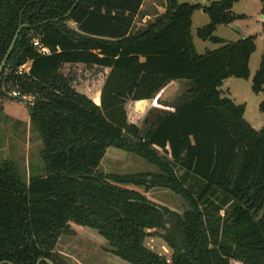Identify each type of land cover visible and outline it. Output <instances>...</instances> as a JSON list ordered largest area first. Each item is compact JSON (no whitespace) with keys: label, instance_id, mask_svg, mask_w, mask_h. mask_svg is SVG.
I'll list each match as a JSON object with an SVG mask.
<instances>
[{"label":"trees","instance_id":"trees-1","mask_svg":"<svg viewBox=\"0 0 264 264\" xmlns=\"http://www.w3.org/2000/svg\"><path fill=\"white\" fill-rule=\"evenodd\" d=\"M77 1L0 0V66L19 27L30 26L2 73L0 96L32 98L30 121L45 163V174L28 182L0 164V263L66 264L54 250L75 223L98 231L130 264H170L144 244L155 229L165 230L171 264H264V128L255 130L246 107L222 91L230 78L249 79L256 38L227 42L214 35L244 18L233 12L241 0L209 6L166 0L165 15L139 31L145 0H81L72 11ZM199 10L210 18L199 38L221 45L203 55L191 32ZM35 40L51 54L41 55ZM28 62L30 73L19 75ZM66 66L110 69L98 103L73 86ZM181 82L191 87L179 103L160 109L164 94ZM252 89L264 94V52ZM157 96L143 129L129 122L128 102ZM111 148L140 156L160 174L149 181L99 173ZM123 185L169 188L189 210L180 217Z\"/></svg>","mask_w":264,"mask_h":264},{"label":"rangeland","instance_id":"rangeland-1","mask_svg":"<svg viewBox=\"0 0 264 264\" xmlns=\"http://www.w3.org/2000/svg\"><path fill=\"white\" fill-rule=\"evenodd\" d=\"M219 0H181V3L191 5L200 4L209 6ZM263 5L260 0H241L233 7L238 19L231 26H219L215 36L227 42H237L242 37L254 36L256 38V51L250 58V77L248 80L230 78L223 84L222 91L237 105L246 107L245 119L251 126L260 131L264 127V115L260 111V104L264 100L263 93H255L252 89V80L259 70L264 52V20L262 16ZM167 12L166 0H145L140 17L137 19L134 30L139 31L148 24L158 20ZM210 23V18L202 10L196 11L192 18L193 42L198 54L220 48L211 41H203L198 36V30ZM71 29L77 30L74 23H69ZM64 73L73 79V86L81 93L96 101H100L104 80L108 73L105 69L85 66H66ZM191 87L187 82L173 84L167 94H164L160 109L168 110L165 105L173 106L179 103L181 96ZM32 101V98H27ZM156 99L139 103L130 101L126 105L128 119L132 124L144 128V122L150 110L158 105ZM30 102L21 103L9 97L0 96V164H9L20 176L28 182L31 177L45 174V163L41 158L43 144L39 134L32 127L30 121ZM159 108V107H158ZM160 156H164L158 151ZM99 173L105 175H144L145 179L152 180L160 174V170L145 159L135 154L127 153L115 148L108 150ZM180 173L179 175H181ZM123 188L135 190L151 202L165 207L173 213L184 216L189 210L188 202L179 193L169 188L157 187L146 191L142 187L123 185ZM227 208L220 213L224 219L227 217ZM165 230L155 229L149 231L145 246L164 257L170 264L174 251L164 240ZM223 239L221 238L220 241ZM54 252L66 264H130L116 257L112 248L98 231L70 223L69 230L58 240ZM230 264H243V262L230 259Z\"/></svg>","mask_w":264,"mask_h":264},{"label":"water","instance_id":"water-1","mask_svg":"<svg viewBox=\"0 0 264 264\" xmlns=\"http://www.w3.org/2000/svg\"><path fill=\"white\" fill-rule=\"evenodd\" d=\"M80 1H81V0H78V1H77L76 5H75L74 8L72 9V11L76 8V6L78 5V3H79ZM72 11H71L66 17H69V16L71 15ZM27 27L30 28V26H27V25H21V26L19 27V29H18V31H17L15 37H14V40H13V42H12V44H11V46H10L8 52H7V54H6V56H5V58H4L3 62H2V64H1V66H0V78H1V76H2V73H3L4 69H5V67L7 66L8 60H9V58H10V55H11V53L13 52V50H14V48H15V45H16L18 39H19V36H20L22 30H23L24 28H27ZM13 99L16 100V101H18V102H21V103H29V102H30L27 98H13ZM43 262H45V263H47V264H54V263H53L51 260H49V259H41V260L38 261L37 264H42ZM0 264H11V263H10V262H7V261H4V262H1Z\"/></svg>","mask_w":264,"mask_h":264},{"label":"built area","instance_id":"built-area-1","mask_svg":"<svg viewBox=\"0 0 264 264\" xmlns=\"http://www.w3.org/2000/svg\"><path fill=\"white\" fill-rule=\"evenodd\" d=\"M33 45L41 55H50L51 54L50 50L47 47L43 46L39 40H35L33 42ZM31 65H32V63L28 62L27 64L21 66L18 70V74L19 75H28L30 73V70H31ZM11 96L13 98H28V97H22L21 94L19 92H16V91L12 92Z\"/></svg>","mask_w":264,"mask_h":264},{"label":"crops","instance_id":"crops-1","mask_svg":"<svg viewBox=\"0 0 264 264\" xmlns=\"http://www.w3.org/2000/svg\"><path fill=\"white\" fill-rule=\"evenodd\" d=\"M143 7H144V5H143ZM143 7H142V10H143ZM263 20H264V18H263ZM105 70H107V72H110V69H105ZM109 74V73H108ZM105 80H106V78H105ZM105 80H104V83H105ZM103 86H104V84H103ZM146 101H150V100H146ZM146 101H140L139 103H142V102H146ZM264 128V127H263ZM261 131V130H260Z\"/></svg>","mask_w":264,"mask_h":264}]
</instances>
